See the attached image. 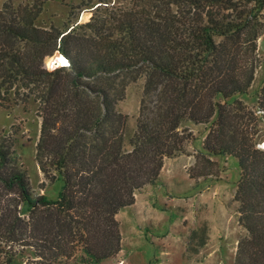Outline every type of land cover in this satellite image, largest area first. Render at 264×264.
<instances>
[{
    "label": "trees",
    "instance_id": "trees-1",
    "mask_svg": "<svg viewBox=\"0 0 264 264\" xmlns=\"http://www.w3.org/2000/svg\"><path fill=\"white\" fill-rule=\"evenodd\" d=\"M117 3L99 1L89 21L67 30L36 26L43 4L9 15L5 4L0 11V107L38 103L36 161L46 181L63 183L57 201L35 196L14 140L0 135V258L100 264L117 256V215L161 179L166 160L193 155L187 148L193 124L209 125L203 151L193 155V179L201 176L200 159L216 167L211 157L239 164L234 200L246 235L234 264H264V84L262 118L237 98L248 93L261 63L264 0ZM55 54L60 66L68 62L48 70L45 59ZM140 82L132 119L119 104L129 85Z\"/></svg>",
    "mask_w": 264,
    "mask_h": 264
},
{
    "label": "rangeland",
    "instance_id": "rangeland-1",
    "mask_svg": "<svg viewBox=\"0 0 264 264\" xmlns=\"http://www.w3.org/2000/svg\"><path fill=\"white\" fill-rule=\"evenodd\" d=\"M99 1L118 5L117 0H0V11L5 4L10 6L7 15L18 6L37 11L43 4L36 26L47 30L52 26L67 30L66 27L89 21L95 8L100 6ZM258 55L261 63L252 86L248 93L237 98L262 118L258 103L264 84V35L258 43ZM56 60L59 64L64 63L55 54L45 59V67L54 70L64 66L56 64ZM142 90L141 82L130 84L125 99L119 104L120 111L132 119L138 116ZM19 91L25 92L23 89ZM14 93L16 91L10 94L12 100L15 99ZM37 112L38 103L34 99L11 103L8 108L0 107V135L8 133L14 140L19 165L28 174L34 195H45L57 201L62 192V181H46L36 161V143L41 125ZM260 126L262 131L259 144H262L264 119ZM189 128L195 139L187 148L196 155L202 152V140L208 133L209 125L189 124ZM186 164H190L186 156L170 161L161 175L163 178L156 185L137 194L135 211L127 209L118 217L122 234L121 254L105 259L100 264H234L238 240L246 235L238 221L239 204L234 200L240 180L239 164L234 158L220 157L216 167L200 159L196 174L201 176L194 179L189 169L184 170ZM218 165L224 169L219 170ZM169 169L179 170L184 180L181 176L178 185L169 180ZM211 171L220 175V178L203 177ZM145 201H151L153 205H143ZM187 215L192 225H197L194 231L184 227ZM28 257L30 255L17 257L10 264H26ZM0 264H5L1 258ZM65 264H74V261Z\"/></svg>",
    "mask_w": 264,
    "mask_h": 264
},
{
    "label": "crops",
    "instance_id": "crops-1",
    "mask_svg": "<svg viewBox=\"0 0 264 264\" xmlns=\"http://www.w3.org/2000/svg\"><path fill=\"white\" fill-rule=\"evenodd\" d=\"M205 137V136H204ZM204 137H203V139H204ZM203 141V140H202ZM190 151H192L191 149H189ZM194 150H196V149H194ZM203 151V150H202ZM200 153V152H199ZM198 154V153H197ZM183 156H185V155H183ZM187 158H188V160L190 161V164L189 165H184V170L185 171H187V169H190L191 167H193L194 165H195V163H196V158H195V156H186ZM178 158V157H177ZM177 158H173V159H168V160H166L165 161V165H164V167H163V170L161 171V175H162V173L164 172V170H165V168L169 165V163H170V161H174V160H177ZM218 158H220V157H211L210 158V160L212 161V162H218ZM222 158H225V159H227L228 157H222ZM236 161V160H235ZM237 163V162H236ZM168 174L170 175V176H168L167 178L169 179V180H171V181H174V183L176 184V185H178L179 184V180L181 179V176H182V178H183V180H184V176L182 175V173H180V171L179 170H177V169H169L168 171ZM163 177L161 176V179H162ZM160 179V180H161ZM159 180V181H160ZM183 182V181H182ZM156 185V184H155ZM154 186V185H153ZM148 187H152V186H148ZM149 190H147V192H148ZM138 197V196H137ZM146 203L145 204H143V205H153L152 203H151V201L149 202V201H145ZM136 205H137V199H136V203H135V205H133L132 207H130V208H126V209H123L120 213H119V215L117 216V219H118V217H120V215H122L123 213H124V211L125 210H127V209H132V210H134V209H136L135 207H136ZM154 208H156L155 206H154ZM135 211V210H134ZM193 224V222L190 220V218L188 217V215L185 217V224H184V227H185V229H189V230H192V231H194V229H196V227H197V225H192ZM193 226H195V228L193 227ZM193 227V228H192ZM237 242V241H236ZM236 250V249H235ZM202 252V248H201V250L199 249V254ZM120 254H121V252H120ZM119 254V255H120ZM211 254V253H210ZM210 254L208 255V257L210 256ZM204 264V263H203Z\"/></svg>",
    "mask_w": 264,
    "mask_h": 264
},
{
    "label": "built area",
    "instance_id": "built-area-1",
    "mask_svg": "<svg viewBox=\"0 0 264 264\" xmlns=\"http://www.w3.org/2000/svg\"><path fill=\"white\" fill-rule=\"evenodd\" d=\"M66 60V59H65ZM67 60L65 61V64H63V65H66L67 64ZM259 147H261L262 149H264V142L262 143V144H259Z\"/></svg>",
    "mask_w": 264,
    "mask_h": 264
},
{
    "label": "water",
    "instance_id": "water-1",
    "mask_svg": "<svg viewBox=\"0 0 264 264\" xmlns=\"http://www.w3.org/2000/svg\"><path fill=\"white\" fill-rule=\"evenodd\" d=\"M56 64H59V62H57V60H56Z\"/></svg>",
    "mask_w": 264,
    "mask_h": 264
}]
</instances>
